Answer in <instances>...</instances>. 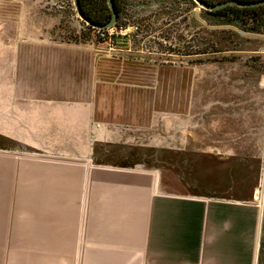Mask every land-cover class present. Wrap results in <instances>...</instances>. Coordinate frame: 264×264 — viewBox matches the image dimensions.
Returning a JSON list of instances; mask_svg holds the SVG:
<instances>
[{
    "label": "rangeland",
    "instance_id": "1",
    "mask_svg": "<svg viewBox=\"0 0 264 264\" xmlns=\"http://www.w3.org/2000/svg\"><path fill=\"white\" fill-rule=\"evenodd\" d=\"M22 14L32 15L33 25L46 26L64 50L99 54L90 55L87 67L90 78L95 72L90 61L101 58L96 73L102 70L104 106L98 111L132 126H110L112 138L103 139L97 155H87L88 165L150 173L167 193L264 205V25L255 27L239 11H207L195 0H123L118 22L139 30L107 44L96 40L73 0H0L1 33L13 31L15 23L8 21ZM54 14L59 19L51 26ZM93 93L88 88L87 98ZM62 141L66 147L78 143L44 139L38 148L24 144L23 158L39 159L46 171ZM18 189L23 190L22 203L16 213L8 206V215L16 214L24 230L48 227V199L55 195L48 181L36 177ZM114 189L88 185L72 187L71 194L79 200L86 194L80 207L89 211L96 193L105 206L118 193ZM46 255L31 250L29 243L22 252L10 253L17 264H47Z\"/></svg>",
    "mask_w": 264,
    "mask_h": 264
},
{
    "label": "crops",
    "instance_id": "2",
    "mask_svg": "<svg viewBox=\"0 0 264 264\" xmlns=\"http://www.w3.org/2000/svg\"><path fill=\"white\" fill-rule=\"evenodd\" d=\"M32 17L22 14L8 21L15 23L13 31H0V264H17L10 253L22 252L26 243L46 251L47 264H264L263 204L167 193L150 173L88 165L87 155H97L103 139L112 138L110 126H132L98 111L104 106L102 70L96 73L101 58L90 61L95 72L88 78L93 53L64 50ZM49 17L55 26L59 16ZM88 88L94 89L91 99ZM44 139L78 143L59 142L44 171L39 159L23 158L24 144L38 148ZM36 177L55 193L48 199L50 222L24 230L14 213L22 203L21 188ZM88 185L118 193L105 206L96 193L93 209L81 210L86 194L76 199L72 187Z\"/></svg>",
    "mask_w": 264,
    "mask_h": 264
},
{
    "label": "trees",
    "instance_id": "3",
    "mask_svg": "<svg viewBox=\"0 0 264 264\" xmlns=\"http://www.w3.org/2000/svg\"><path fill=\"white\" fill-rule=\"evenodd\" d=\"M205 1L210 4H218V3H214L211 0H205ZM241 1L259 2L261 0H241ZM114 3L119 14L118 17L119 20L122 11L123 0H114ZM80 4L85 17L88 18L90 21L94 22L95 24H99V25L106 24L112 18V12L108 6L107 0H105L104 4H99L97 0H80ZM229 11H239L240 13L247 15L255 27H260L264 25V5L255 6V7L228 6L218 11H212V12L220 15H226L227 12Z\"/></svg>",
    "mask_w": 264,
    "mask_h": 264
},
{
    "label": "water",
    "instance_id": "4",
    "mask_svg": "<svg viewBox=\"0 0 264 264\" xmlns=\"http://www.w3.org/2000/svg\"><path fill=\"white\" fill-rule=\"evenodd\" d=\"M195 2L203 9L207 11H218L220 9L226 8L228 6H239V7H255V6H260L264 5V0H261L259 2H246V1H241V0H226L224 2L218 3V4H210L207 3L205 0H195ZM108 6L112 12V18L111 20L103 25L95 24L94 22L90 21L88 18L85 17L80 0H73V4L75 7V10L77 12V15L84 21L86 22L87 25L91 26L92 28L96 29H107L115 26L118 22V11L116 9L114 0H107Z\"/></svg>",
    "mask_w": 264,
    "mask_h": 264
},
{
    "label": "built area",
    "instance_id": "5",
    "mask_svg": "<svg viewBox=\"0 0 264 264\" xmlns=\"http://www.w3.org/2000/svg\"><path fill=\"white\" fill-rule=\"evenodd\" d=\"M96 40L102 43L113 42L118 36H128L129 33L136 32L139 30L137 26H127L118 22L115 26L107 29H96L92 28Z\"/></svg>",
    "mask_w": 264,
    "mask_h": 264
},
{
    "label": "bare ground",
    "instance_id": "6",
    "mask_svg": "<svg viewBox=\"0 0 264 264\" xmlns=\"http://www.w3.org/2000/svg\"><path fill=\"white\" fill-rule=\"evenodd\" d=\"M261 193H262V190H261V192H260V195H261ZM260 198H261V196H260Z\"/></svg>",
    "mask_w": 264,
    "mask_h": 264
}]
</instances>
